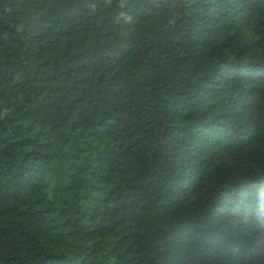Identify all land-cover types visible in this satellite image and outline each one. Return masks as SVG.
<instances>
[{"label":"trees","instance_id":"trees-1","mask_svg":"<svg viewBox=\"0 0 264 264\" xmlns=\"http://www.w3.org/2000/svg\"><path fill=\"white\" fill-rule=\"evenodd\" d=\"M0 264H264V0H0Z\"/></svg>","mask_w":264,"mask_h":264}]
</instances>
